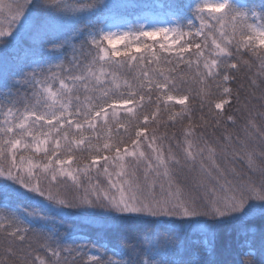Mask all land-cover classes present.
Masks as SVG:
<instances>
[{
	"label": "snow or ice",
	"instance_id": "6c2138e0",
	"mask_svg": "<svg viewBox=\"0 0 264 264\" xmlns=\"http://www.w3.org/2000/svg\"><path fill=\"white\" fill-rule=\"evenodd\" d=\"M0 264H264V0H0Z\"/></svg>",
	"mask_w": 264,
	"mask_h": 264
},
{
	"label": "trees",
	"instance_id": "16d2710c",
	"mask_svg": "<svg viewBox=\"0 0 264 264\" xmlns=\"http://www.w3.org/2000/svg\"><path fill=\"white\" fill-rule=\"evenodd\" d=\"M239 79L243 80L244 79V74H238ZM235 87V84L233 85ZM199 108L196 107L195 111L193 113L194 119L198 118L200 115ZM182 125L181 124H176L173 127H168V128H163L161 127V131H167L168 133H176L177 135L180 132ZM211 129L208 130V134H211ZM219 135V133H217ZM20 206H27V202H20ZM151 225L146 223V222H130L128 224V229L132 234H138L142 233L148 230ZM67 230L69 233H71V236L73 239H77L78 242L80 243H88L89 240L96 242L98 241V235H97V228L93 225H90L86 222L83 221H78L75 218H65L64 224L61 227V231L64 232ZM71 242V241H70ZM99 242H104V241H99ZM243 245V237L242 236H237L235 233L232 234V243H231V248L230 250L224 254L223 257L221 258H226L229 260H235L238 258L239 252L241 250V246Z\"/></svg>",
	"mask_w": 264,
	"mask_h": 264
}]
</instances>
